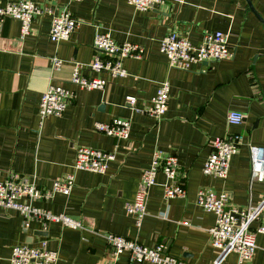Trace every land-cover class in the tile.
<instances>
[{"label":"crops","instance_id":"0c3cea01","mask_svg":"<svg viewBox=\"0 0 264 264\" xmlns=\"http://www.w3.org/2000/svg\"><path fill=\"white\" fill-rule=\"evenodd\" d=\"M15 0H0V7ZM50 9L36 17L29 35L21 39V25L7 19L0 28V181L37 176L38 183L75 175L69 196L57 195L38 203L56 215L81 221L75 230L60 222L44 227L38 220L24 229L23 216L0 208V264H11L16 245L40 247L47 241L59 253L55 264H109L110 233L146 247L164 245L166 252L188 264H214L210 231L216 216L196 204L198 190L227 191L230 208L258 207L264 201V173H253L250 148L264 149V0H167L151 11H138L128 0H84L69 9L79 21L68 40H50L53 18L69 0H30ZM186 34L193 45L207 33L223 32L236 50L235 58L196 64L190 70H169L161 44L170 32ZM96 32L110 33L118 43H134L145 49L142 60L123 61L128 72L103 90L81 89L71 83L73 65L89 63ZM62 62L54 68L53 59ZM89 75V72H84ZM107 78V74H91ZM170 81L168 111L161 121L143 112L151 106L158 85ZM75 92L73 103L60 116L39 117L43 93L51 86ZM137 99L136 110L127 99ZM241 112L240 126H230L227 114ZM115 118L132 122L130 139L118 141L97 132L96 123ZM227 134L241 137V147L231 162L229 177L220 180L204 172L212 152L211 142ZM81 147L116 154L105 173L75 171ZM156 151L178 157L186 197L166 200L157 176L151 189L142 226L126 211L133 201L142 172ZM264 219L253 224L256 228ZM184 223H188L185 225ZM113 264H129L127 254ZM150 264V263H144ZM222 264H240L232 253ZM242 264H264V234L257 236L253 259Z\"/></svg>","mask_w":264,"mask_h":264},{"label":"built area","instance_id":"2783aa9c","mask_svg":"<svg viewBox=\"0 0 264 264\" xmlns=\"http://www.w3.org/2000/svg\"><path fill=\"white\" fill-rule=\"evenodd\" d=\"M84 0H69L61 6L59 13L52 21L50 40L54 43L68 41L79 27L78 19L69 9L72 2ZM129 4L138 11H151L166 4L167 0H128ZM53 14L50 9L40 7L30 0H15L0 7V28L7 19L20 23L21 39L29 35L31 24L36 17L44 14ZM95 54L87 63L76 62L73 65L71 83L81 89L105 90L115 79L125 78L128 75L123 61L127 58L142 60L145 49L134 43H118L110 33L96 32L92 45ZM161 52L167 57L169 70H190L196 64H211L235 58L236 50L229 44L228 36L223 32L207 33L202 43L193 45L186 34L177 31L170 32L164 37ZM54 68H60L62 62L56 57L53 59ZM84 72H89L87 75ZM107 74V78L93 77L91 74ZM170 81L166 79L157 87L156 96L151 106L143 110L147 115L161 121L168 111ZM75 92L62 86L51 85L42 95L39 117L41 121L50 116H60L73 103ZM127 103L136 110L137 99L129 97ZM245 116L238 111L227 114V123L230 126H240ZM97 132L115 138L118 141L130 139L132 122L129 119L115 118L109 123H96ZM212 152L205 165L204 172L220 180L229 177L232 159L240 151L241 137L227 134L211 142ZM253 173H264V149L250 148ZM116 160V154L94 148L81 147L77 150L75 171H92L105 173L110 163ZM162 173L166 178L162 185L166 200L186 197V188L178 157L166 155L156 151L150 166L142 172L141 180L133 201L127 203L126 211L134 216L137 227H141L147 216L148 201L151 189L157 184V176ZM75 187V175L68 174L63 179L54 180L50 187L41 186L37 176L12 177L0 181V208L5 211L19 212L24 218V229L27 231L30 222L38 220L44 227L51 222H60L64 227L83 230L81 221L66 215H56L50 210L43 209L38 203H49L57 195L69 196ZM232 196L229 192L217 193L214 189L201 188L198 190L196 204L205 212L216 216V224L210 231V246L218 252L214 264H222L224 258L232 253L237 254L240 264L253 259L257 250V236L264 234V222L256 228L253 224L264 219V201L258 207H248L243 210L230 208ZM188 225V223H184ZM104 238L110 247V256L113 264L127 254L129 264H188L172 255H169L164 245L146 247L132 239L105 233ZM59 253L48 248L47 241L40 247L16 245L11 249V264H55Z\"/></svg>","mask_w":264,"mask_h":264},{"label":"water","instance_id":"95a60500","mask_svg":"<svg viewBox=\"0 0 264 264\" xmlns=\"http://www.w3.org/2000/svg\"><path fill=\"white\" fill-rule=\"evenodd\" d=\"M247 1H248L249 5L252 7L251 1L250 0H247ZM205 64H207V63H205Z\"/></svg>","mask_w":264,"mask_h":264}]
</instances>
